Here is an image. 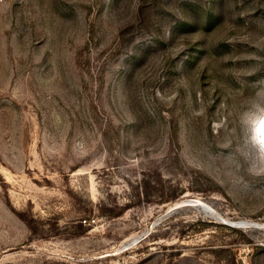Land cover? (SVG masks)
<instances>
[{
	"label": "rangeland",
	"instance_id": "rangeland-1",
	"mask_svg": "<svg viewBox=\"0 0 264 264\" xmlns=\"http://www.w3.org/2000/svg\"><path fill=\"white\" fill-rule=\"evenodd\" d=\"M261 116L264 0H0V264H264Z\"/></svg>",
	"mask_w": 264,
	"mask_h": 264
},
{
	"label": "clouds",
	"instance_id": "clouds-1",
	"mask_svg": "<svg viewBox=\"0 0 264 264\" xmlns=\"http://www.w3.org/2000/svg\"><path fill=\"white\" fill-rule=\"evenodd\" d=\"M254 139L259 147L260 163L264 165V116L254 122ZM257 170H264V167Z\"/></svg>",
	"mask_w": 264,
	"mask_h": 264
},
{
	"label": "water",
	"instance_id": "water-1",
	"mask_svg": "<svg viewBox=\"0 0 264 264\" xmlns=\"http://www.w3.org/2000/svg\"><path fill=\"white\" fill-rule=\"evenodd\" d=\"M243 224H245V223H243Z\"/></svg>",
	"mask_w": 264,
	"mask_h": 264
}]
</instances>
